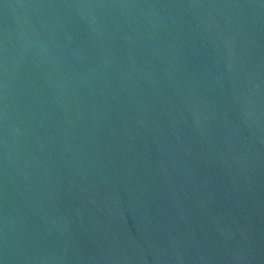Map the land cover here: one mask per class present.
Wrapping results in <instances>:
<instances>
[{
    "label": "water",
    "instance_id": "water-1",
    "mask_svg": "<svg viewBox=\"0 0 264 264\" xmlns=\"http://www.w3.org/2000/svg\"><path fill=\"white\" fill-rule=\"evenodd\" d=\"M0 264H264V0H0Z\"/></svg>",
    "mask_w": 264,
    "mask_h": 264
}]
</instances>
